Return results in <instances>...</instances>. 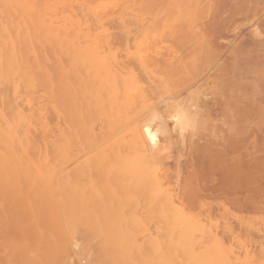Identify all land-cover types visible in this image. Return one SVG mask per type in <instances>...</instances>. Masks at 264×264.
Instances as JSON below:
<instances>
[{
  "label": "rangeland",
  "instance_id": "rangeland-1",
  "mask_svg": "<svg viewBox=\"0 0 264 264\" xmlns=\"http://www.w3.org/2000/svg\"><path fill=\"white\" fill-rule=\"evenodd\" d=\"M21 1L26 3L27 10L16 11L13 26L21 29L28 41L29 48L23 51V58L32 74L44 79L36 88L38 96L44 95L38 100L43 106L45 119L42 120L52 126L78 121L66 115L73 104L65 96L71 94L75 100L80 99L75 92L74 75L78 70L72 66V60L80 50L96 45L103 60L115 66L118 74L137 77L146 90L149 84L138 69L141 58L180 63L183 70L175 77V91L185 88L189 93L195 89L197 93L191 92L194 93L192 102L198 103L206 96H209V103L212 101L205 107L211 115L204 124L194 125L191 118L183 120L186 135L198 134L195 138L215 142H224L233 135L231 137L236 140L243 139V146L238 148L240 156L248 149L246 153L251 156L247 154L246 160L254 156V162L264 161V0ZM159 75L157 71L148 77L157 84ZM50 79L54 80L52 92H49ZM191 81L205 86L200 90L194 86L189 91V86L195 85H191ZM59 82L63 86L61 91L57 89ZM151 103L153 109L162 105L157 100ZM245 116L249 120L244 121ZM173 124L169 122V131L175 137ZM167 133L156 136L155 140L168 139ZM33 137L41 140L39 131L33 132ZM179 147L181 150L174 147L169 159L157 165L160 175L162 172L169 181L164 187L167 195L192 188L189 191L195 196L194 201L176 211L179 216L170 208L158 207L154 175L146 179L142 174L116 176L87 172L82 178V174L68 169L56 175L45 174L47 181L54 180L48 183L43 182L44 174L35 172L20 174V177L19 174L0 173L3 181H0V264H113V261L117 264H162L166 258L170 262L164 264H187L188 251L209 261L220 252L224 258L210 261L212 264H264V204L256 213L223 204L225 201L233 204L236 200L242 203L251 197L253 201L264 203V195L254 200L255 195L249 189L246 192L243 186L234 192L227 191L228 197L222 196L224 191L220 189H216V193L221 192L218 195L213 193L215 190L206 194L203 189L219 187L221 172H208L205 166L207 173L201 168L198 172L199 159L194 151L192 154L193 149ZM4 173L7 176L4 177ZM261 180L256 181L254 186H258L254 188L261 190L264 183ZM62 182L70 183L71 193L67 185L61 187ZM105 186L111 189L106 191ZM61 188H66L67 194L65 190L61 192ZM93 191L97 192L92 194ZM198 193L207 196L197 201ZM69 195L73 199L65 205L62 199ZM75 196L79 199L75 200ZM83 196L92 200L91 204L86 198L80 200ZM225 196L230 199L225 200ZM112 221L114 226L105 235L107 232L102 227ZM174 222L187 230V233L183 231L181 239L174 233ZM106 236L120 244L121 239L125 238L123 242L128 243L134 237L139 249L132 250L129 245H118L116 250L113 247L105 249L103 239ZM66 240L70 247L73 246L72 262H67L71 250L65 251ZM161 255L166 258L158 262Z\"/></svg>",
  "mask_w": 264,
  "mask_h": 264
},
{
  "label": "bare ground",
  "instance_id": "bare-ground-1",
  "mask_svg": "<svg viewBox=\"0 0 264 264\" xmlns=\"http://www.w3.org/2000/svg\"><path fill=\"white\" fill-rule=\"evenodd\" d=\"M26 10L27 5L21 0H0V173L19 174L18 176L20 177V174L35 172V174L39 173L45 176V174H60L70 169L78 175L82 174L81 177L87 172L117 174L116 176H119V174L136 176L142 174V177L145 178L146 176L154 175L155 181L154 179L152 181L156 184L155 192L157 195H155L157 197L155 200L157 201L158 207L163 209L167 208V210L170 208L171 211L176 212L180 211L186 203L194 201L195 196H191L190 194L192 188H189L190 191L185 188L186 190L183 189L182 192L176 195H167V189L164 187L169 181L167 178H164V174L162 176V172L160 175L157 165L160 163L163 164L166 159H169V154L174 147H177V150H179V146H183L188 147L189 150L193 149L190 151L192 154L194 151L197 155L199 159V163L197 162L198 165L196 164L198 172L200 168L204 170V166L209 169L207 170L208 172H221L220 178L218 177L220 181L218 182L216 180L220 184H217L219 187L215 186L212 188L209 186L211 188H202L206 194L207 191L212 192L214 190L215 192L213 193L215 194L216 189H220L222 190L221 192L224 191L221 194L224 196L225 193H229L227 191L234 192L244 187L246 192L247 189H249L253 193V196L255 195L253 197L254 200L257 196L264 195V183H262V185L259 183L261 185V190L254 188L258 186H254L256 181L258 182L259 179L261 180L264 177V161L262 160L263 162L260 161L256 163L252 159L254 156L246 160V155L248 154L246 151L248 149L245 151V154L243 153V156H240L238 148L239 145L243 146V142H241L243 139L236 140L231 137L233 136L231 135L227 140L223 137L222 139H225L224 142H215L214 140L195 138L198 134L192 133L190 136H187L184 132V119L191 118L193 119L192 122L194 121V125L198 126L204 124L206 119H210V110H205V107L212 103V101L209 103L207 101L209 96H206L203 97L201 101H197L198 103L192 102L193 97L191 96L197 93L194 92L195 89L191 91L192 88L197 86L196 89L199 88L200 90L204 85L199 84V82H201L200 80L199 82L194 81L193 83H195V85H192L193 83L191 81L192 86H189V91L194 93H187L188 90L186 91L185 88L175 91V89H177V87H174L175 77L180 72L182 73L183 70L180 63L169 62L168 59L149 60L141 58L139 60L138 69L141 70L144 81H147L149 84L148 90H146L143 88V81L141 82L137 77L133 76L132 78H127L118 74L115 66L103 60L101 52L99 48H97L98 46L94 45L91 46L90 49L80 50L78 55L72 60V66L78 70L77 74L73 75L77 81L75 92L79 95L80 99L75 100L74 97L70 96L71 94L65 96V98L73 104L70 106L68 113L65 112L66 115L69 116L70 120L73 121L76 119L78 121L71 124L65 123L64 125L56 123L52 126L47 121L42 120L44 118L42 113L43 106L40 105L38 100L44 98V95L40 94L38 96L36 88L44 79L32 74L28 63L23 58V51L29 48L28 41L26 36L23 35L22 30L15 29L13 26V16L16 11L25 12ZM247 20H249V18ZM140 31L142 32L143 30ZM157 71L160 72V75L156 84L152 81V78L148 76L150 73H157ZM50 82L51 91L49 92H52L54 80L52 81V79H50ZM252 82H254V80ZM177 86L179 85L177 84ZM61 87L63 88L59 82L57 86L58 91L62 90ZM196 98L198 99V97ZM153 100L161 102V107L153 109L151 103ZM93 102H95V105H93ZM53 108L55 107L53 106ZM240 109L238 111H240ZM240 113H242V111ZM257 113L258 112H256V114ZM242 114H244V112ZM249 114L250 113H246L245 115L247 116ZM36 116H38V118ZM241 116L243 117V115ZM211 117H213V115ZM234 119H236V117ZM171 121L174 123L173 125H175V137H172L169 131V122ZM36 131L40 133V141L33 137V132ZM244 131H246V129H244ZM165 132H168V139L163 138L161 142L155 140L156 136L164 134ZM215 134L213 135L217 136ZM201 141L203 143H201ZM179 153L178 151V154ZM237 153L239 154L238 156H236ZM249 155L251 156V153H249L248 156ZM90 162H92V164H90ZM207 171L204 170L203 173H207ZM7 174H5L4 177L7 176ZM8 176L11 177L10 174ZM204 176L202 178H204ZM138 178L140 179V177ZM50 180L51 179H49V181ZM0 181L3 182L2 180ZM49 181H47L46 178L43 182L51 183L54 180L52 179V181ZM263 181L261 180V182ZM81 182L82 181H80L79 184L82 186ZM48 183L45 184L47 186L52 185ZM69 184L70 183H68V185ZM66 185L63 183L61 187ZM68 185L66 188H69V192L71 193L72 187H68ZM104 185H106V183ZM104 185H102L101 188H104ZM147 185L149 186V184ZM92 186L90 188L93 189ZM66 188L64 189L65 191ZM80 188L78 187V189ZM105 188L107 191L108 187L105 186ZM61 189V192L64 193L65 191L63 188ZM108 189H111V187ZM202 189H199V191H202ZM241 190L243 191V189ZM53 191H55V189H53ZM84 191H86V189H84ZM74 192L76 191H73V193ZM93 192L92 194H95L97 191ZM194 192L196 193V191ZM221 192L219 191L218 193L220 194ZM99 193L98 189L97 194ZM218 193L216 194L218 195ZM65 194H67V191ZM92 194L90 195L93 199ZM101 195L102 194L96 196ZM225 195L227 197L229 196L228 194ZM96 196L94 195V197ZM112 196V199L117 200V198ZM206 196L204 194H199L197 201H203L202 199ZM226 196L224 197L226 198L225 200L230 199ZM69 197L70 195L68 197H63L62 200L65 202V205H68L69 201H72L73 198L71 199L70 197L69 199ZM85 198L86 197L81 198L80 200ZM74 199L76 200L79 198L75 196ZM100 199L101 197L98 198V200ZM88 200L83 201L87 203ZM91 201L89 200V204H91ZM256 201H253L251 197L250 199H245L242 203L236 200L233 201V204L226 201L223 202V204L227 206L234 205L235 208H238L240 211L248 212L251 209L256 213V211H260L261 206H263L262 204H264L260 201ZM174 217L176 216L174 215ZM112 225L114 226L113 221L111 223L106 222L103 225L102 230L107 232L105 235L110 233ZM172 228L179 239L184 236L183 231H187H185L181 225H178L177 222H174ZM229 230L233 232L230 228ZM124 240L121 239L120 244V242L113 241L106 236V239H103L105 242L104 247L105 249H111L112 247L114 249L119 247L118 245H129L132 250L137 251L139 249L134 237L129 240L128 243L127 241L123 242ZM70 246L71 245L66 240L64 243L66 252L72 249L73 246ZM73 253L74 250H71L67 262H72L74 260ZM164 257L165 256L162 255L159 256V258H157V260L159 259L158 262L166 258ZM185 257L187 264H199L200 262L202 264H212L211 262H216L218 257L224 258L219 252L216 257H213L214 260H210V262L204 258L202 259L201 256L191 254L189 251L186 253ZM166 261L170 262L167 258L165 259V262ZM113 262V264H117L115 261ZM165 262L163 260L162 264ZM159 264H161V262Z\"/></svg>",
  "mask_w": 264,
  "mask_h": 264
}]
</instances>
